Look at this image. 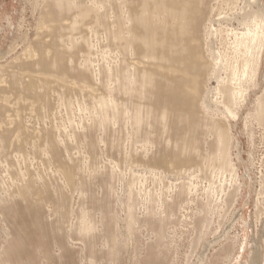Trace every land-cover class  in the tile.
Listing matches in <instances>:
<instances>
[{
	"label": "bare ground",
	"instance_id": "1",
	"mask_svg": "<svg viewBox=\"0 0 264 264\" xmlns=\"http://www.w3.org/2000/svg\"><path fill=\"white\" fill-rule=\"evenodd\" d=\"M27 1L38 12L34 40L21 34V53H12L15 38L0 52L5 60L0 63V264H29L19 255L20 244L29 238H36L31 246L39 258L54 264L76 236L92 263L105 254L108 264H119L132 242L136 261L145 248L149 258L162 259L171 248L166 226L174 220L191 226L188 254L195 256L194 264L264 263V166L254 190L258 225L250 257L234 262L236 237L208 262L205 256L209 244L229 240L230 225L243 219L234 204L251 176L249 166L240 173L232 157L234 148L240 152L233 120H239L243 102L247 105L257 88L261 92L244 128L252 142L254 126L264 131L263 0H219L223 11L218 18L210 16V0ZM100 30L103 48L93 43ZM98 50L108 55L101 56V64L93 60ZM211 78L216 87L208 85ZM54 100L64 109L70 130L61 132L53 122L36 127L39 120L47 125L44 119L56 118ZM76 103L85 115L78 121ZM72 141L91 159L88 171L77 163L79 156L72 162ZM125 141L130 153H122ZM101 143L110 153L123 154L131 172L127 180L120 155L117 160L108 156L102 170L97 166ZM138 144L141 153L135 150ZM235 158L241 163L240 153ZM37 159L54 166V176L48 174L52 178L43 173L45 165L33 167ZM147 173L151 180L162 181L171 173L183 180L159 195L141 194L136 182ZM86 176L105 185L106 200L94 195ZM199 178L206 181L202 189ZM72 193L79 194L76 207L69 202ZM193 202V211L181 212ZM143 225L151 226L153 234L145 248L137 240ZM49 235L53 247L47 244ZM98 237L105 248H98Z\"/></svg>",
	"mask_w": 264,
	"mask_h": 264
},
{
	"label": "rangeland",
	"instance_id": "2",
	"mask_svg": "<svg viewBox=\"0 0 264 264\" xmlns=\"http://www.w3.org/2000/svg\"><path fill=\"white\" fill-rule=\"evenodd\" d=\"M263 3H264V0H263ZM222 7L223 6H222V4H220L219 0H210V8H211L210 16L213 18H218L219 13H221L223 11ZM37 13H38L37 11L32 12L31 6L27 0H0V52L6 51L8 49V46L12 42L13 38H15L18 45L12 53L13 54L14 53H21L23 51V47H24L21 40L18 38V36L21 34H27L28 38L30 40H32V41L34 40L35 29H36V24H37L36 22H37V18H38ZM213 15H215V16H213ZM217 25L218 24L215 23V26H217ZM233 27L241 29V26H239L235 22L233 23ZM98 35L99 36L96 37V41L94 40L95 42H93V43L96 46H98V45L102 46L103 45L102 46V48H103L105 45V36L101 30L99 31ZM98 38L102 41V43ZM98 53L101 55H99ZM98 53H96L97 55L93 54V60L97 58V59H99V61L96 59L97 61L94 60L95 63L101 64L102 63L101 60L106 59L105 58L106 53H101V51L99 52V50H98ZM102 55L105 59H103V58L100 59ZM106 56H108V55H106ZM0 63L5 64V60L3 58H1ZM263 73H264V54H263V58H262V67H261V74H263ZM208 85L210 87H216L217 86L216 78H211L208 81ZM260 92H261V90H259L258 88L252 92L250 98L248 99L247 105H246V102H243V106L240 110L239 120L238 121L233 120V123H234L233 124V132L235 134V137L238 139V141L240 143V147H239L240 152L239 153H240L241 159H242L241 163L237 162V159L235 158L236 154H239L237 151V148L233 149L234 153H233L232 157L234 159V162L237 165L239 164L238 165L239 172L243 173L245 166H247V167L249 166L250 176H251L250 180L248 181V184L246 186H244L242 193L237 198L238 202H235V204H234V205H236V209H238V208L241 209V211H238V212H239L240 216L243 217V219H240V220L237 219L238 220L237 222H234V223H232V225H230V228L228 231L229 232V240H225L224 238L221 237L218 242H212L211 244L208 245V247L205 251V256L207 257V262L213 257V254H215L217 252V250H219L222 246H226V244H228V241H231L232 237H236L235 243L233 244V247H232L233 248V255H234V262L236 261V263H238V262L243 263L244 261H246L250 257V256H248V254L252 251L253 244L251 243L250 240H252L253 237L256 238V232L255 231H256L257 225H258L256 223V219H255L256 208H255V204H254L256 199H257V195H256L254 190L258 189L257 180L260 176L261 171H263V166H264V131H262L258 126H254L253 127V131H254L253 142L250 141L249 135L247 134V131L244 128V127H246L244 119L246 118L247 114L250 112L251 108L253 107L254 98L257 95H259ZM54 102L56 105L55 106L56 109L53 111V113L55 114L54 117H56V118L52 119V121L49 118L44 119V121L47 122V125L41 124L42 120H39L36 123V127H42V126L49 127L51 122H53L54 125L60 127V129L62 130L61 132H63L64 130H68V129L70 130L68 119L65 115L64 109L61 108L56 103V100H54ZM73 113H74L73 117L76 121L80 120L81 118L82 119L85 118L84 113L78 109L77 103L73 107ZM216 115L219 116V114H216ZM49 116L52 117V114H49ZM76 121H75V123H76ZM81 128L82 127H78L76 130L82 131ZM97 133H99V135ZM97 133H96V135H98V136L102 135L101 130L98 131ZM74 143L72 141V145ZM124 143H123V147H122V153H124V151L126 153H128L131 150L133 151V149L130 148L131 144L128 141H125ZM74 145L72 146L73 152L71 151L72 152V159H73L72 162L74 163L76 161L75 159L77 158V156H79V158H80V159L78 158L77 163L79 161H81V162H79L80 164L86 163V161L90 162L91 159L87 158L88 155H87L85 149L83 150V146L79 145V147L81 146L80 148H82V150H80L79 147L76 145L77 149L80 151L79 152L77 149H75L76 146L74 147ZM99 147L101 148V150H99L98 152H103V155H101V153H100L99 161L100 160H102V161H100V162L96 161V162H97V164H99L97 166H101L100 170H102V168L107 166V164H108L107 162H109V160H110L109 158H107L108 156L109 157L111 156V157H113L114 160H117V157L119 158L120 154L116 155L117 151L114 149H112V152L110 153L111 150H108L107 147L103 146V143H101ZM136 148H138V149H136ZM136 148H135V150L136 151L138 150L137 153H141L143 151L139 144H138V146H136ZM103 149H105L106 152H104L105 150L103 151ZM123 149H124V151H123ZM150 149L152 151L153 147H150ZM108 152H109V154L107 155L106 153H108ZM78 153H79V155H78ZM113 154H115V156H112ZM84 155H85L87 160L83 159ZM122 155L123 154L120 155V160H119V161H122L120 164L121 165L120 168H121V170H123V168H125L121 172H123L122 174L125 173L124 174L125 176L123 175V178L125 177L124 180H127L128 179L127 177H129V175H130L129 173H131V172H129V167L127 166V164L125 165V162H123V158H122L123 156ZM101 156L102 157L104 156V157L102 158ZM100 158H102V159H100ZM121 158H122V160H121ZM43 160H46V159H43ZM34 162H33V167L35 165L36 167L38 166V168L40 167L39 169H42V166L45 165V163L43 165H41L42 162L39 160L36 161L37 163H34ZM89 162H87V163H89ZM38 163L41 166H39ZM87 163L84 164L86 166H83L81 164L82 168L85 169V171L86 170L88 171L90 169V168H88V166L91 164H88V166H87ZM100 163H101V165H100ZM103 163H105L106 165L105 166L103 165V167H102ZM122 163H123V166H122ZM48 166H50V165L46 164L45 166H43V168H44V169H42L43 173L46 171L44 174L45 175L47 174V177H50L48 174H50V175L53 174L52 176H54V174H55V173H53V172H55V169L53 168L54 166L53 165H51L53 167H51V166L48 167ZM36 167H34V168H36ZM47 167H48V170H47ZM84 167H86V168H84ZM49 168H51L50 171H49ZM160 170H161V168H160ZM84 175H86V172H84ZM145 175H143V178H145V179L142 178L140 182L137 181L136 182L137 185L135 186L137 190H139V188H140L139 192L141 194H143L145 191L151 190L152 194L155 193L154 195H159V193L164 188L167 189L169 186L170 189L173 190L174 185L178 184L180 182V180L181 181L183 180L182 177L180 179L179 178L176 179L172 175V173H171V176L169 174V175H167L166 178L164 177L163 178L164 180L162 179L163 182L161 180H159V181L156 179L154 180L153 178L151 180L150 179L151 176L148 173ZM52 176L50 178H52ZM184 179H186V177H184ZM62 180L63 179H61V181H60V179H57V183L59 185H62L64 183V180L63 181ZM97 180L91 179L87 176L85 178V181L87 182L88 186L91 187V190L93 191L94 195L100 200V202H103L104 199L106 200V197H104V196H106L105 191L107 188H105L104 187L105 185H103L102 183L99 182V180L98 181ZM138 180H140V179H138ZM156 181H158V182L156 183ZM196 183H198L197 185H198L199 189H202L206 185V181L203 178L202 179L199 178L198 180H196ZM226 183L227 182H224L223 184L228 185V183L227 184ZM216 185H218V181H217ZM162 186H163V188H162ZM165 186H167V187H165ZM67 189L68 188H66V190ZM256 191H258V190H256ZM163 193H164V191H163ZM72 194L73 195H71V198H72V196H73V198L70 199L69 202L70 203L72 202L71 204L73 205V207H76V204L78 201L77 199H79L78 198L79 194L78 193H76V194L72 193ZM199 198H201V196H199ZM109 201L112 203V200H109ZM88 205H90V204L88 203ZM194 205H195V202L189 204L188 206L194 207ZM190 210L193 211L194 208L191 209V207H190L187 210L182 209L181 212L182 213H190L191 212ZM119 211H120L119 214L124 216V214H125L124 211L123 210H119ZM94 216L96 217L97 220H99V217H100L99 213H95ZM263 216H264V214H263ZM72 221H73V219H72ZM2 226H3V224L1 222V217H0V249H1V246L3 244L2 243V231H1ZM215 226H217V224H215ZM213 228H214V226H213ZM151 230H152L151 226L149 228L148 226L143 225L139 228V230L137 232V240H138L139 244H141L144 248L149 245L148 243H151L150 238L153 237V234H151ZM165 233L167 236V240H171V242H170L171 248H170V250H169V252L165 258L158 259V260H155V257L149 258L148 256L150 254L146 251V248H145L139 254L138 261H136V259L134 257L136 254L135 248H136L137 244H136V242H132V244H129L127 246V248L124 250V252L120 254L119 264H194L193 261L195 262V260H194L195 256H192L190 258V254H188V252L191 251L190 243H191V238L193 237V235H192L193 231L191 230V226L185 227V226H183L182 222H178V221L174 220L173 222L169 223L166 226ZM210 236H212V238H213L214 234H209L208 238L212 239V238H210ZM33 240L36 241V238H33ZM33 240H31V238L23 240V244H20V247H19V255H21V258H23L29 264H47L46 260L45 259L41 260L38 256V253H36L32 249L31 244L35 243ZM259 240H261V238H259ZM47 244L50 247H53L54 243L52 242V235H49V239H48ZM256 245H257V243L254 244V247ZM97 246H98V248H101V249L105 248L104 247V239L102 237L97 238ZM60 252H61V250H60ZM56 253H58V249H56ZM62 253H63L62 258L60 260L57 261V259H54L53 261H51V263H54V264H108V259H107L105 254H102V255L100 254V256L98 257L97 263H92V261L89 258V250L84 247L83 242L81 241V239L78 236H76V238H74L73 240L69 241V243L67 244V248H65ZM201 264H207L206 260L204 262L202 261ZM261 264H264V263L261 262Z\"/></svg>",
	"mask_w": 264,
	"mask_h": 264
}]
</instances>
